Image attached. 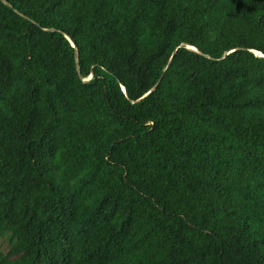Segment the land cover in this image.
I'll return each instance as SVG.
<instances>
[{
    "label": "trees",
    "instance_id": "trees-1",
    "mask_svg": "<svg viewBox=\"0 0 264 264\" xmlns=\"http://www.w3.org/2000/svg\"><path fill=\"white\" fill-rule=\"evenodd\" d=\"M1 1L0 264H264V0Z\"/></svg>",
    "mask_w": 264,
    "mask_h": 264
},
{
    "label": "rangeland",
    "instance_id": "rangeland-1",
    "mask_svg": "<svg viewBox=\"0 0 264 264\" xmlns=\"http://www.w3.org/2000/svg\"><path fill=\"white\" fill-rule=\"evenodd\" d=\"M10 252V246L6 238L0 237V255L6 256Z\"/></svg>",
    "mask_w": 264,
    "mask_h": 264
},
{
    "label": "water",
    "instance_id": "water-1",
    "mask_svg": "<svg viewBox=\"0 0 264 264\" xmlns=\"http://www.w3.org/2000/svg\"><path fill=\"white\" fill-rule=\"evenodd\" d=\"M0 3H4V4L8 5V3H7L6 1H1ZM72 46L75 48V45H74V44H72ZM189 49H191V50H193V51H197L195 48H191V47H189ZM260 57L264 58V56H263L262 54H260ZM76 59H78V55H76ZM157 87H158V85L154 88V90H155ZM124 92H125V90H124Z\"/></svg>",
    "mask_w": 264,
    "mask_h": 264
}]
</instances>
